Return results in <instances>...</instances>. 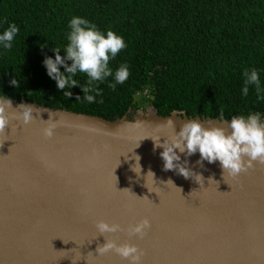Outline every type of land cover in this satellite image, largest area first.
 Instances as JSON below:
<instances>
[{"label": "water", "instance_id": "95a60500", "mask_svg": "<svg viewBox=\"0 0 264 264\" xmlns=\"http://www.w3.org/2000/svg\"><path fill=\"white\" fill-rule=\"evenodd\" d=\"M9 99L10 113L29 106L33 119L0 132V264H129L114 251L97 254L104 239L136 245L141 264H264V164L233 177L219 161L178 152L202 177L185 178L164 169L154 146L171 134L169 119L179 132L191 119L216 118L148 110L108 120ZM52 123L49 139L42 133ZM144 218L146 234L130 236L129 225ZM100 220L122 230L103 237Z\"/></svg>", "mask_w": 264, "mask_h": 264}, {"label": "trees", "instance_id": "16d2710c", "mask_svg": "<svg viewBox=\"0 0 264 264\" xmlns=\"http://www.w3.org/2000/svg\"><path fill=\"white\" fill-rule=\"evenodd\" d=\"M74 16L127 45L109 67L115 73L127 64L129 78L115 89L114 77L100 83L102 95L91 104L80 87L64 95L43 66L45 57L54 59L52 48L67 46ZM11 23L20 31L11 49L0 48V96L108 120L146 104L163 116L217 118L222 110L226 119L264 117L255 86L242 95L245 70L256 69L264 88V0H0V33ZM74 78L87 86V74Z\"/></svg>", "mask_w": 264, "mask_h": 264}, {"label": "clouds", "instance_id": "9594fccd", "mask_svg": "<svg viewBox=\"0 0 264 264\" xmlns=\"http://www.w3.org/2000/svg\"><path fill=\"white\" fill-rule=\"evenodd\" d=\"M69 28L71 31L67 36V46L64 49L52 48L55 54L54 59L45 57L43 66L47 75L55 81L57 89L64 90V95L69 97L71 92L68 89L80 87L83 92V99L89 104L95 103L97 97L102 95L100 83L106 81L109 77H114L115 83L110 84L109 87L115 89L117 84L122 85L129 78L130 70L127 64H121L115 73L109 67L110 60L115 59L127 45L124 38L114 31H101L96 24L82 17L74 16L70 20ZM19 31L20 29L15 23L9 24L7 29L0 33V48L4 50L11 49ZM61 51L65 53L63 57L60 55ZM66 61H71V64H67ZM61 66H63L64 71L60 70ZM78 72L85 73L89 77L87 86H82L74 78ZM243 76L245 81L242 95L247 96L249 86H255L258 99L264 100V88L261 86L259 72L256 69H252L250 72L245 70ZM10 83L13 87H19L15 79ZM8 109H13L11 100L8 97H0V132H3L9 126L11 120H18L27 125L33 119L32 107L21 105L18 112L13 111L11 113ZM224 123L222 110L215 123L212 120H205L201 123L197 119H191L182 124L179 132L175 130L174 121L169 119L166 124L171 128V134L167 137L163 136L165 137L164 142H160L162 135L157 136L155 140L151 138L156 148L163 149L160 156L164 162V169L176 170L185 178L195 175L187 167V160L183 163L180 162L181 156L178 152L186 156L198 152L200 160L197 163L201 164L205 160L208 163L219 161L224 173L227 172L233 177L253 168L255 163L264 164V117L261 113L234 115L230 122H227V128L218 126ZM55 127V123L45 127L42 133L44 137L52 138ZM133 159L136 164L132 170L139 175L141 173L140 157L137 155ZM147 174L154 176L151 171ZM195 176L202 179L200 175ZM167 183H171L176 187L171 180ZM124 190L129 189L119 191ZM181 191L182 189H180V193ZM95 227L103 237L105 233H116L122 230L120 224L108 223L104 220L98 221ZM150 227V220L144 218L135 224L129 225L128 233L130 236L137 235L142 238ZM104 240L103 245L97 247V254L102 255L114 251L122 259L127 260L129 264H141V257L144 253L136 245L117 244L111 239Z\"/></svg>", "mask_w": 264, "mask_h": 264}, {"label": "rangeland", "instance_id": "374dc122", "mask_svg": "<svg viewBox=\"0 0 264 264\" xmlns=\"http://www.w3.org/2000/svg\"><path fill=\"white\" fill-rule=\"evenodd\" d=\"M148 110L152 111L153 108L151 107V105L146 104V105H144L143 107H141L140 109H138V110H136V111H132V110H130V111H129V115H131V116H136V115H138L139 112H141V111L146 112V111H148Z\"/></svg>", "mask_w": 264, "mask_h": 264}]
</instances>
